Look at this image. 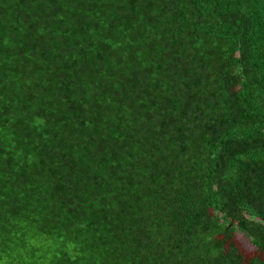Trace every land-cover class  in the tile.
Wrapping results in <instances>:
<instances>
[{
  "label": "trees",
  "instance_id": "16d2710c",
  "mask_svg": "<svg viewBox=\"0 0 264 264\" xmlns=\"http://www.w3.org/2000/svg\"><path fill=\"white\" fill-rule=\"evenodd\" d=\"M0 264H264V0H0Z\"/></svg>",
  "mask_w": 264,
  "mask_h": 264
},
{
  "label": "rangeland",
  "instance_id": "374dc122",
  "mask_svg": "<svg viewBox=\"0 0 264 264\" xmlns=\"http://www.w3.org/2000/svg\"><path fill=\"white\" fill-rule=\"evenodd\" d=\"M245 247H247L245 244H244Z\"/></svg>",
  "mask_w": 264,
  "mask_h": 264
}]
</instances>
